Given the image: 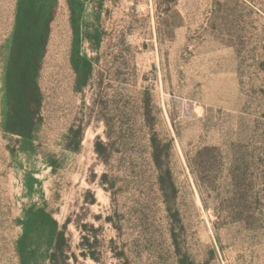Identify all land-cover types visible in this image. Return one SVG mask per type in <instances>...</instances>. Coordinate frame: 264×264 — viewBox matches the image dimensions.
<instances>
[{
    "label": "rangeland",
    "instance_id": "rangeland-1",
    "mask_svg": "<svg viewBox=\"0 0 264 264\" xmlns=\"http://www.w3.org/2000/svg\"><path fill=\"white\" fill-rule=\"evenodd\" d=\"M19 2L0 0V264L24 224L28 264H264V0H55L30 139L5 130Z\"/></svg>",
    "mask_w": 264,
    "mask_h": 264
},
{
    "label": "trees",
    "instance_id": "trees-1",
    "mask_svg": "<svg viewBox=\"0 0 264 264\" xmlns=\"http://www.w3.org/2000/svg\"><path fill=\"white\" fill-rule=\"evenodd\" d=\"M54 5L55 0H20L18 5L6 72L5 130L23 139H30L33 131L43 120L44 102L38 76L47 53L54 20ZM100 146L97 147L99 154ZM107 177V174L103 176L104 184ZM41 213L45 214L43 210ZM50 219L57 242H65L68 223L60 230L58 223L52 217ZM24 228L25 233L18 243V252L21 264H28L29 227L24 224Z\"/></svg>",
    "mask_w": 264,
    "mask_h": 264
}]
</instances>
